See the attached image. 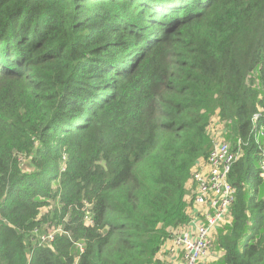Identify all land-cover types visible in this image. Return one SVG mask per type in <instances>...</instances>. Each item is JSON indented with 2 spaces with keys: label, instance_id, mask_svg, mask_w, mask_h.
I'll list each match as a JSON object with an SVG mask.
<instances>
[{
  "label": "trees",
  "instance_id": "obj_1",
  "mask_svg": "<svg viewBox=\"0 0 264 264\" xmlns=\"http://www.w3.org/2000/svg\"><path fill=\"white\" fill-rule=\"evenodd\" d=\"M261 126L264 0H0V264H166L217 128L212 264H264Z\"/></svg>",
  "mask_w": 264,
  "mask_h": 264
},
{
  "label": "built area",
  "instance_id": "obj_2",
  "mask_svg": "<svg viewBox=\"0 0 264 264\" xmlns=\"http://www.w3.org/2000/svg\"><path fill=\"white\" fill-rule=\"evenodd\" d=\"M256 141L261 151V170L264 177V126L256 128ZM223 138L224 140H220ZM214 147L205 162L194 172V202L201 205L200 215H193L191 222L169 243L168 251L176 254V262L168 260L166 264H205L204 258L210 256L218 228L231 223V208L236 201V188L230 182L232 166L238 153L225 139L222 128L214 131ZM241 143V139H239ZM56 230L44 233L41 242L50 243ZM80 251H84L79 244ZM179 252H182L180 254ZM78 257L73 264H76Z\"/></svg>",
  "mask_w": 264,
  "mask_h": 264
},
{
  "label": "crops",
  "instance_id": "obj_3",
  "mask_svg": "<svg viewBox=\"0 0 264 264\" xmlns=\"http://www.w3.org/2000/svg\"><path fill=\"white\" fill-rule=\"evenodd\" d=\"M200 166H205V162H199L198 164H197V167L199 168ZM187 186H188V188H189V190H190V192H191V194L190 195H188V198L189 199H192L193 197H194V191H195V189H194V185H193V183L191 182V180L188 182V184H187ZM200 209H201V205H197L195 202L193 203V205L190 207V209H189V212H190V214H191V216L193 217V215H200ZM217 235V234H216ZM215 235V236H216ZM168 246H169V242L165 245V247H164V249H163V251H162V258H166L167 259V261L168 260H172L173 262H176V261H178L179 259L176 257V254L175 253H173V252H169L168 251ZM180 254H182V252H179ZM218 253V252H217ZM217 253H215L214 255L211 253V255L210 256H207V257H205L204 258V263L205 264H212L213 263V261L216 259V254Z\"/></svg>",
  "mask_w": 264,
  "mask_h": 264
},
{
  "label": "rangeland",
  "instance_id": "obj_4",
  "mask_svg": "<svg viewBox=\"0 0 264 264\" xmlns=\"http://www.w3.org/2000/svg\"><path fill=\"white\" fill-rule=\"evenodd\" d=\"M215 124L217 125V120H215ZM218 139H220V140H224L223 138H219L218 137ZM23 164L25 165L26 164V161H23ZM29 169V168H28ZM195 186V185H194ZM226 225V224H225ZM50 229V228H49ZM215 240H216V238H215ZM214 240V241H215ZM215 253H217V251L214 249V252H212V254L214 255ZM218 255H220L219 253H217L216 254V257L218 256Z\"/></svg>",
  "mask_w": 264,
  "mask_h": 264
},
{
  "label": "bare ground",
  "instance_id": "obj_5",
  "mask_svg": "<svg viewBox=\"0 0 264 264\" xmlns=\"http://www.w3.org/2000/svg\"><path fill=\"white\" fill-rule=\"evenodd\" d=\"M51 129H52V128H51ZM200 167H201V166H200ZM200 167H199V168H200ZM199 168L196 166L195 169H194V172L197 171V169H199ZM230 182H231V181H230ZM231 183H232V182H231ZM232 185H233V184H232ZM169 243H172V241H170Z\"/></svg>",
  "mask_w": 264,
  "mask_h": 264
}]
</instances>
